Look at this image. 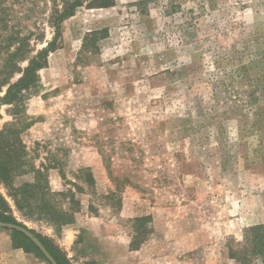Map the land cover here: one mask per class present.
Instances as JSON below:
<instances>
[{"label": "rangeland", "instance_id": "1", "mask_svg": "<svg viewBox=\"0 0 264 264\" xmlns=\"http://www.w3.org/2000/svg\"><path fill=\"white\" fill-rule=\"evenodd\" d=\"M100 1L64 21L39 83L0 107L12 174L0 192L73 264H94L64 249L98 235L102 219L143 245L140 264H242L230 247L264 223V100L256 107L259 84L235 76L248 61L225 56L250 38L264 50V0ZM36 182L34 203L73 217L61 232L50 214L15 204ZM12 231L0 227V264H49L14 248Z\"/></svg>", "mask_w": 264, "mask_h": 264}, {"label": "trees", "instance_id": "2", "mask_svg": "<svg viewBox=\"0 0 264 264\" xmlns=\"http://www.w3.org/2000/svg\"><path fill=\"white\" fill-rule=\"evenodd\" d=\"M87 1L0 0V91L7 87L5 95L0 97V107L4 104L17 103L24 91L39 83L40 70L48 66L51 52L58 48L62 35V24L74 16ZM112 5H114V0H101L98 5L94 6L109 7ZM47 28L52 29L53 37L50 40L47 39ZM252 41L254 39L250 38V40H244L241 43L237 42L236 44H240L242 47L238 48L235 44L232 53L226 54L225 59L234 66L237 61L242 63L248 61L250 66L236 68L235 76L240 77L241 80L259 84L254 92L258 93V96L252 98L255 99L256 107H261L260 102L264 100V50L260 51L259 47L252 49L250 47ZM218 58L221 57L218 56ZM249 72L253 73V78L249 76ZM236 80L237 84L241 83V80ZM238 102H235L234 107H244ZM24 163L26 162L20 159L18 168L23 167ZM33 172L35 179H39L43 175L40 170L33 169ZM10 173L11 169L5 165L3 159H0L1 180L10 184L12 179ZM40 187L42 185L36 182L21 188L18 195L17 192L13 195L15 204L19 210L26 212V215L34 213L35 207L44 214H50L56 230L61 232L65 226L72 224L73 217L59 210L47 212V209L49 211L53 208L49 207L47 203L44 205L34 203L33 198L37 195V189ZM45 188L48 189V187ZM48 192L50 191L48 190ZM0 220L27 227L25 223L20 222L14 216L9 202L1 192ZM28 229L42 240L59 264H73L64 251L52 240L42 236L34 229ZM11 237L14 248H22L51 264L43 252L25 234L13 230ZM230 256L242 264H250L256 259L264 264V223L249 227L244 242L239 243L236 247H230Z\"/></svg>", "mask_w": 264, "mask_h": 264}, {"label": "crops", "instance_id": "3", "mask_svg": "<svg viewBox=\"0 0 264 264\" xmlns=\"http://www.w3.org/2000/svg\"><path fill=\"white\" fill-rule=\"evenodd\" d=\"M101 222L98 235H89L81 240H78L79 236H77L78 233L80 235L81 230L66 231V233L71 231L72 235L74 237L76 235L77 238L76 241H68V243H71L64 250L71 252L79 248L85 251V258L91 260L94 264H140L134 254H137L139 250H143V245L137 248L132 246L134 235L127 233L125 228L115 222H105L103 219ZM93 226L95 225H87L86 228L92 232L95 228ZM75 242L77 244L72 247Z\"/></svg>", "mask_w": 264, "mask_h": 264}, {"label": "water", "instance_id": "4", "mask_svg": "<svg viewBox=\"0 0 264 264\" xmlns=\"http://www.w3.org/2000/svg\"><path fill=\"white\" fill-rule=\"evenodd\" d=\"M0 227L9 229V230H17L19 232H22L35 243V245L43 252V254L46 256V258L49 260L51 264H59L56 258L52 255V253L48 250V248L42 242V240L27 227H24L22 225L15 224L12 222L1 221V220H0Z\"/></svg>", "mask_w": 264, "mask_h": 264}]
</instances>
